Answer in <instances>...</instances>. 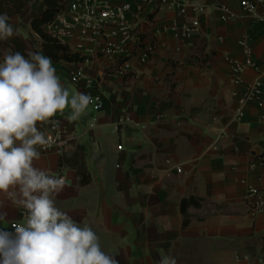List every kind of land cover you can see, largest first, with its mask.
<instances>
[{
  "label": "crops",
  "instance_id": "obj_1",
  "mask_svg": "<svg viewBox=\"0 0 264 264\" xmlns=\"http://www.w3.org/2000/svg\"><path fill=\"white\" fill-rule=\"evenodd\" d=\"M127 1L135 13L141 10L142 0ZM202 2L207 10L198 16L200 31L190 38L164 27L181 26L194 14L161 11L142 24L161 42L148 62L134 57L120 66L112 58L81 64L51 59L69 99L78 92L100 95L102 106L90 104L75 121L69 119L70 105L58 112L60 118L68 115L62 119L76 135L94 119L97 126L64 153L37 146L41 159L34 163L64 177L55 206L80 227H91L101 250L119 264H159L168 255L177 264L264 262V211L256 208L264 200V23L249 17L237 0ZM223 4L234 19L223 20ZM45 8L44 0H31L24 13L10 17L28 50L43 51L31 22ZM244 41L252 48L255 68L246 69L236 83L231 61L245 60ZM2 48L7 47L2 43ZM81 66L83 76L74 81L72 73ZM257 81V97L238 118L240 98ZM125 117L133 123H123ZM76 152L83 154L92 177L86 186L80 185L76 169L61 165L63 154ZM167 158L183 172L170 170ZM190 197L201 205L188 208L190 224L184 227L181 204ZM0 213H7L0 226L9 232L11 223L28 216L10 201Z\"/></svg>",
  "mask_w": 264,
  "mask_h": 264
},
{
  "label": "clouds",
  "instance_id": "obj_2",
  "mask_svg": "<svg viewBox=\"0 0 264 264\" xmlns=\"http://www.w3.org/2000/svg\"><path fill=\"white\" fill-rule=\"evenodd\" d=\"M7 13H0V41L19 35ZM39 39V35L34 33ZM0 207L10 201L27 211L25 224H13L14 232L0 228V264H119L101 250L97 234L80 227L54 203L65 188L63 177H55L35 161L41 159L37 146H46V137L37 124L56 122L52 118L70 105V120H78L92 103L89 93L69 91L56 75L50 57L42 48L0 50ZM7 213H0V221ZM159 264H177L168 255Z\"/></svg>",
  "mask_w": 264,
  "mask_h": 264
},
{
  "label": "built area",
  "instance_id": "obj_3",
  "mask_svg": "<svg viewBox=\"0 0 264 264\" xmlns=\"http://www.w3.org/2000/svg\"><path fill=\"white\" fill-rule=\"evenodd\" d=\"M119 1V4H111L109 0H59L61 10L44 26V30L47 34L69 46L72 51L85 56L87 62L93 59L112 58L116 59L118 63L120 62V66H122L134 57L141 62H148L161 46L157 36L142 29L143 23L151 22L150 16L152 14L161 11L176 12L182 16L194 14V19L181 26L174 24L164 27L165 30L180 31L182 37L190 38L200 31L198 16L207 10L202 0H142L141 10L135 13L132 2ZM237 1L249 17L256 22L264 23V0ZM220 9L224 21L236 17L228 5L223 4ZM145 11L146 13L142 15ZM242 46L245 60L231 61V74L234 76L236 83L240 82V76L246 69L255 68L250 44L244 41ZM1 47L2 43L0 42ZM84 70L85 68L81 66L77 72H73V80L81 79ZM120 72L123 75L127 74L124 69H121ZM260 86L261 83L257 81L248 94L240 98L238 118L243 116L244 107L257 97ZM91 105L96 109H100L102 97L100 95L92 97ZM52 120L56 123L37 124L38 129L46 137L50 136L52 138V142L48 145L39 146L43 152L56 149L60 153H64L78 138L97 126V119H94L89 128L81 135H76L68 128L62 118L54 116ZM123 123H133V121L130 117H125ZM120 126V124H116L114 129L119 131ZM119 149H123V145H119ZM165 163L170 166V170L175 169L177 173L183 172V167L173 163L172 159L167 158ZM255 192L253 191L254 194ZM256 208L264 211V200H260L256 204ZM26 220L27 217L11 223V232L15 231L12 227L13 224H25ZM0 228L2 227L0 226ZM261 261L264 264L263 259Z\"/></svg>",
  "mask_w": 264,
  "mask_h": 264
},
{
  "label": "trees",
  "instance_id": "obj_4",
  "mask_svg": "<svg viewBox=\"0 0 264 264\" xmlns=\"http://www.w3.org/2000/svg\"><path fill=\"white\" fill-rule=\"evenodd\" d=\"M46 8L43 12L35 16L31 22L32 29L43 39V51L52 60L69 63H84L86 57L72 51L69 46L62 43L59 39L47 34L44 26L49 23L54 16L61 10L59 0H44ZM31 0H0V13H7L9 17L20 15L26 11ZM2 43L12 52L19 51L27 56V45L24 39L20 36H14ZM61 165H68L76 169L80 177V185L86 186L91 183L92 177L88 171L85 158L82 153H74L72 155H62ZM201 205L200 199L196 197L185 198L182 201L181 209L185 216L184 227L190 224V216L188 208L190 206L199 207Z\"/></svg>",
  "mask_w": 264,
  "mask_h": 264
},
{
  "label": "rangeland",
  "instance_id": "obj_5",
  "mask_svg": "<svg viewBox=\"0 0 264 264\" xmlns=\"http://www.w3.org/2000/svg\"><path fill=\"white\" fill-rule=\"evenodd\" d=\"M25 22L26 21H24L23 22V24H22V32L25 34V36L27 37L28 35H27V33L25 32V26H24V24H25ZM31 44V43H30ZM34 44V43H33ZM35 44H36V42H35ZM35 47H37V45H34V49H35ZM5 49H7V48H5ZM2 50H3V48H2ZM10 50V49H9ZM0 61H2L3 62V53L0 55ZM63 80H65V82L67 83V84H70L71 82H70V79H69V77H63ZM70 116V115H69ZM61 118H68V115H61Z\"/></svg>",
  "mask_w": 264,
  "mask_h": 264
}]
</instances>
